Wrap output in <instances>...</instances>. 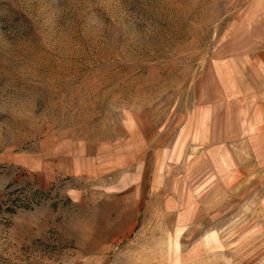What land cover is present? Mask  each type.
Here are the masks:
<instances>
[{"label": "rangeland", "instance_id": "1", "mask_svg": "<svg viewBox=\"0 0 264 264\" xmlns=\"http://www.w3.org/2000/svg\"><path fill=\"white\" fill-rule=\"evenodd\" d=\"M237 48L264 0H0V264H264V130L209 98L264 85Z\"/></svg>", "mask_w": 264, "mask_h": 264}, {"label": "crops", "instance_id": "2", "mask_svg": "<svg viewBox=\"0 0 264 264\" xmlns=\"http://www.w3.org/2000/svg\"><path fill=\"white\" fill-rule=\"evenodd\" d=\"M256 52L257 56L254 57ZM247 54H251L253 63L257 66L264 79V50H257L255 48L242 50L241 48H237L231 53V56L237 57ZM226 56L228 58L230 55ZM221 62L223 61L213 64L209 72L211 83L214 86V91L211 92L209 98L211 102L216 101L212 105L215 108L212 117L215 118L217 124H221V131L225 130V125L227 124L225 107L228 105L227 110L230 111V108L233 113V123L238 122L235 116L237 114L241 116V113L245 111L247 118L241 122V128L248 127L252 131L264 130V108L263 103L260 101L263 98L261 92H264V85L252 84L249 87H244V89L240 88L238 84L240 74L235 73L236 75L234 76V71L230 70L228 66L225 69V65L221 64ZM252 80L248 82L251 83Z\"/></svg>", "mask_w": 264, "mask_h": 264}]
</instances>
